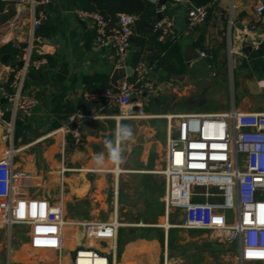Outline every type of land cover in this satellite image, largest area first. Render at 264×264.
<instances>
[{"label": "crops", "instance_id": "0c3cea01", "mask_svg": "<svg viewBox=\"0 0 264 264\" xmlns=\"http://www.w3.org/2000/svg\"><path fill=\"white\" fill-rule=\"evenodd\" d=\"M256 3L215 0L212 14L196 27L189 26L186 3H169L167 14L180 59L165 68L153 43L147 42L138 57L135 43L124 57L108 48L97 49L91 23L79 17L75 0H52L39 6L32 0H1L0 86L10 89L19 52L33 37V17L44 13L43 24L49 19L54 31L45 38L47 63L33 69L26 82L27 92L40 100V106L15 119L14 133L6 141L1 139L0 128V158L9 147L18 149L13 165L23 176L16 197L62 203L66 227L60 252L37 251L30 226L9 229L0 221V264H73V254L81 248L105 252L112 264H264V254L258 259L242 257L239 244L228 243L215 233L175 227L184 213L167 215L166 183L160 173L166 123H157L158 118H120L102 100L84 99L85 92L113 88L110 79L116 68L130 66L135 72L137 63L145 60L159 88L156 96L136 97L148 114L264 112V72L251 64V55L264 43V23L254 10ZM188 44L208 56L188 65L183 57ZM246 47L252 50L245 53ZM97 76L107 79L92 82ZM249 80L257 82L261 94L250 91ZM6 106L0 94L1 117L11 122ZM84 111L97 117L82 124L83 145L76 147L70 135L64 139L56 131L69 113ZM122 125L131 129L130 137L124 138ZM113 220L120 226L112 242L96 239L82 225ZM203 232L209 234H199Z\"/></svg>", "mask_w": 264, "mask_h": 264}, {"label": "built area", "instance_id": "2783aa9c", "mask_svg": "<svg viewBox=\"0 0 264 264\" xmlns=\"http://www.w3.org/2000/svg\"><path fill=\"white\" fill-rule=\"evenodd\" d=\"M160 5L163 14L154 30L160 32L159 40H177L173 22L167 14L169 3H186L190 27L201 25L208 17L209 5L197 6L188 0H147ZM52 0H32L34 6L48 5ZM264 23V0H257L254 8ZM79 17L91 23L97 49L108 48L118 57L126 56L133 48L135 25L138 17L122 13L111 24L96 11L77 10ZM46 19L44 13L35 15L28 45L19 54L22 66L15 67L10 89L0 86V94L8 103L12 121L4 120L0 109L1 139L6 141L14 133L15 119L28 115L40 106V100L27 92L26 82L33 69L47 63L48 44L37 34ZM35 34V35H34ZM34 53L38 56H34ZM200 52V57H207ZM135 79L128 77L118 87L103 92H85L88 102L102 100L104 107H119L120 118L166 121L164 167L160 173L165 178L163 201L166 213L183 212L184 219L175 225L187 230L215 233L228 243L240 246L242 257L258 259L264 254V112L222 113H166L148 114L144 103L136 97L156 96L159 92L145 60L137 63ZM264 88V83L262 85ZM97 115L72 113L56 133L65 139L73 138L76 147L83 145L82 124ZM18 149L9 147L0 158V221L9 229L14 225L30 226L35 236L37 251L62 250L66 221L64 206L43 203L37 199L17 198L16 186L23 173L14 168L13 159ZM88 234L100 241L112 242L118 237L119 223L89 221L82 224ZM246 254V255H245ZM73 264H112L109 256L95 248H81L75 253Z\"/></svg>", "mask_w": 264, "mask_h": 264}, {"label": "trees", "instance_id": "16d2710c", "mask_svg": "<svg viewBox=\"0 0 264 264\" xmlns=\"http://www.w3.org/2000/svg\"><path fill=\"white\" fill-rule=\"evenodd\" d=\"M190 3L201 6L209 5L213 6L215 0H188ZM77 9L96 11L103 15L111 24H115L118 21V15L122 13L134 14L138 17L135 25V35L133 44L139 48L137 57L144 51L147 44L153 43L155 49L162 56L161 65L165 68L167 65L173 62V59H180V47L178 40L167 39L165 41L159 40L160 32L154 30V26L158 21V10L160 5H155L147 0H75ZM1 4V0H0ZM213 8V7H212ZM212 8L209 10L208 16L213 12ZM54 28L51 25L49 19L47 24H43L37 34L43 38L51 36ZM95 34H92V39L95 38ZM20 54V52H19ZM251 64L253 69L264 72V43L261 44L259 49L251 55ZM106 80L105 76H97L93 78L92 82L99 80ZM111 87L104 86L99 92H103ZM71 113L68 114V116ZM66 116L65 118H67Z\"/></svg>", "mask_w": 264, "mask_h": 264}, {"label": "water", "instance_id": "95a60500", "mask_svg": "<svg viewBox=\"0 0 264 264\" xmlns=\"http://www.w3.org/2000/svg\"><path fill=\"white\" fill-rule=\"evenodd\" d=\"M166 2H167L166 0L160 1L161 4H165ZM162 17H163V14L161 12H159L157 20L162 19ZM251 50H252V47L244 48L245 53H248ZM183 57H184L185 61L188 63V65H190L193 60L198 59L200 57V53L197 51V49L192 44H188L186 46L184 52H183ZM18 66L21 67L22 63L19 62ZM134 74H135V72L133 70V67H130V66L129 67H118L113 71V73L111 75L110 83L113 87L117 88L120 81H122L123 79L130 77ZM248 86H249L250 91L253 94H261L262 93L257 88V82L256 81L249 80ZM90 106H92V105H90ZM116 112L119 113V107L116 108ZM84 114L88 115L89 112L84 111Z\"/></svg>", "mask_w": 264, "mask_h": 264}, {"label": "rangeland", "instance_id": "374dc122", "mask_svg": "<svg viewBox=\"0 0 264 264\" xmlns=\"http://www.w3.org/2000/svg\"><path fill=\"white\" fill-rule=\"evenodd\" d=\"M235 84H236V89H238V82L237 81H235ZM237 91V93H236V97H237V100L239 101L240 99H241V97H240V94H239V92H238V90H236ZM263 96V98H264V94L262 95ZM154 104H156V103H154ZM157 105V104H156ZM163 114H166V113H164V112H158L156 115H163ZM156 122L157 123H159V124H165L166 123V121L164 120V119H162V118H158L157 120H156ZM161 171V170H160ZM162 220L163 219H161V221L160 222H162ZM200 235H204V234H209V233H199ZM73 256L75 257V253L73 254Z\"/></svg>", "mask_w": 264, "mask_h": 264}, {"label": "clouds", "instance_id": "9594fccd", "mask_svg": "<svg viewBox=\"0 0 264 264\" xmlns=\"http://www.w3.org/2000/svg\"><path fill=\"white\" fill-rule=\"evenodd\" d=\"M121 127H122V131H123L124 138L130 137L131 134H132L131 133V129L128 126H126V125H122Z\"/></svg>", "mask_w": 264, "mask_h": 264}, {"label": "bare ground", "instance_id": "6f19581e", "mask_svg": "<svg viewBox=\"0 0 264 264\" xmlns=\"http://www.w3.org/2000/svg\"><path fill=\"white\" fill-rule=\"evenodd\" d=\"M119 171H120V170L118 169L116 173H118ZM166 227H168V226H166Z\"/></svg>", "mask_w": 264, "mask_h": 264}]
</instances>
